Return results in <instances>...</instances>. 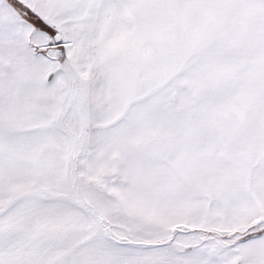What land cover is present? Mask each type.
Masks as SVG:
<instances>
[{
	"label": "snow or ice",
	"instance_id": "1",
	"mask_svg": "<svg viewBox=\"0 0 264 264\" xmlns=\"http://www.w3.org/2000/svg\"><path fill=\"white\" fill-rule=\"evenodd\" d=\"M0 264H264V0H0Z\"/></svg>",
	"mask_w": 264,
	"mask_h": 264
}]
</instances>
